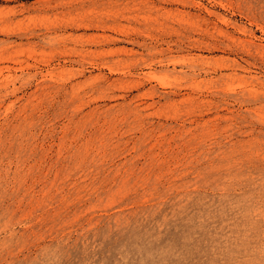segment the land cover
<instances>
[{"label": "rangeland", "instance_id": "rangeland-1", "mask_svg": "<svg viewBox=\"0 0 264 264\" xmlns=\"http://www.w3.org/2000/svg\"><path fill=\"white\" fill-rule=\"evenodd\" d=\"M0 264H264V0H0Z\"/></svg>", "mask_w": 264, "mask_h": 264}, {"label": "bare ground", "instance_id": "bare-ground-1", "mask_svg": "<svg viewBox=\"0 0 264 264\" xmlns=\"http://www.w3.org/2000/svg\"><path fill=\"white\" fill-rule=\"evenodd\" d=\"M47 209V208H46ZM111 213V212H110ZM91 218V217H90ZM163 222V221H162Z\"/></svg>", "mask_w": 264, "mask_h": 264}]
</instances>
